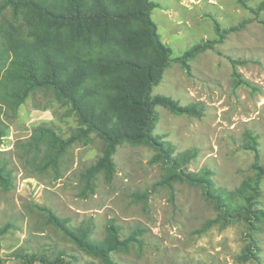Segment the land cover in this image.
I'll use <instances>...</instances> for the list:
<instances>
[{"label":"rangeland","instance_id":"374dc122","mask_svg":"<svg viewBox=\"0 0 264 264\" xmlns=\"http://www.w3.org/2000/svg\"><path fill=\"white\" fill-rule=\"evenodd\" d=\"M151 1L150 17L172 59L152 94L201 104L198 116L156 105L152 133L170 141L174 154L196 150L185 171L207 169L215 189H235L253 176L255 161L264 165V0ZM3 18L11 19L9 8L0 10ZM196 44L203 48L186 60V69L176 58ZM0 121L6 128L0 159L15 177L12 189L0 187V230L6 228L0 264H24L17 252L51 259L63 252L72 264H106L47 222L45 208L73 227L91 220L93 239L105 236L109 219L121 226L122 239L141 229L127 249L110 253L116 264H264V216L254 221V230L242 216L224 223L201 185L180 179L156 184L166 169L150 161L147 145H117L112 179L97 173L93 190L84 188L82 174L101 155L95 132L88 143L70 144L57 168L32 170L16 146L34 127L49 124L66 138L79 126L69 104L51 90L32 91L15 112L3 106ZM254 208L264 213V176Z\"/></svg>","mask_w":264,"mask_h":264},{"label":"trees","instance_id":"16d2710c","mask_svg":"<svg viewBox=\"0 0 264 264\" xmlns=\"http://www.w3.org/2000/svg\"><path fill=\"white\" fill-rule=\"evenodd\" d=\"M154 6L151 0H1L0 10L9 8L11 19L0 20V113L3 106L15 112L32 91L45 89L69 104L79 122L66 138L49 124L37 125L26 140L17 144L18 154L34 171L57 168L70 144L77 140L88 143L92 140L90 133L95 132L102 140L101 155L82 174L84 188L93 190L97 173L103 172L107 181L112 179V155L117 145L125 141L144 144L153 150L150 161L166 169L156 184L168 186L178 179L199 184L206 198L222 210L219 220L225 223L242 216L254 230V221L264 216L263 211L254 208L264 165L255 161L253 176L235 189L217 190L207 169H183L194 158L195 149L174 154L170 141L152 133L156 105L177 114H201L200 103L180 105L167 96L152 94L172 60L170 47L160 40L150 17ZM202 48V44H196L176 60L187 69L186 60ZM5 129L0 121V140ZM247 138L254 143L250 136ZM14 182L12 168L0 159V187L10 190ZM45 210L47 222L58 227L79 249L106 264H116L110 253L127 249L135 233L141 231L135 229L122 239L121 226L109 219L105 236L93 239L91 220L73 227L68 219ZM247 249L254 255L249 245ZM17 256L24 264H72L74 260H66L63 252L52 259L34 253L17 252Z\"/></svg>","mask_w":264,"mask_h":264}]
</instances>
